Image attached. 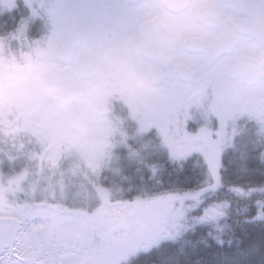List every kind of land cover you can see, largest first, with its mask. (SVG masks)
<instances>
[{"label": "rangeland", "instance_id": "1", "mask_svg": "<svg viewBox=\"0 0 264 264\" xmlns=\"http://www.w3.org/2000/svg\"><path fill=\"white\" fill-rule=\"evenodd\" d=\"M19 1L25 3L27 15L21 17L14 34L0 37V76L9 75L0 92V165L4 162L13 167L22 160L30 163L16 176L11 171L3 172L0 166V216L18 221L23 225L22 232L27 230L19 248L36 247L41 254L43 249L47 256H38V264H86L102 254L103 240L112 233L116 216L127 221L132 239L149 233L127 251L144 249L170 235L179 214L175 209L164 213L163 205L157 209L159 204H154L155 210L109 205L106 190L97 183L100 162L110 148L130 137L128 127L132 122L138 132L155 127L171 158L197 153L206 167L215 171L227 135L236 132L228 128L236 123L234 112L227 108L228 94L215 102L209 98L208 89L191 97V82L163 79L159 84L151 83L147 63L130 50L129 39L140 20L130 16L125 0ZM70 3L86 27L87 36L71 63L64 64L55 55L64 41V14ZM14 5L16 0H0L1 10ZM100 18L106 22L102 24ZM34 21L36 35L29 36L28 24ZM172 42L178 44V40ZM170 56L193 68V55ZM85 60L99 65V88L95 91L86 89V81L75 70V64ZM65 77L68 79L63 84ZM47 79H54L57 87L82 86L86 94L72 104L58 103L53 99L55 92L44 89ZM97 104L107 111L104 116L95 114ZM71 107L82 112L87 135H79L74 129ZM259 114L263 117L264 110ZM263 121L259 118L247 122H252L256 132H264ZM193 122L196 127L189 131L187 126ZM197 127L201 129L195 131ZM35 166L50 178L46 181L56 205L42 195L41 201H47L42 203L44 206L30 209V202L21 197L17 212L15 200L9 195L17 189L24 191L25 181L33 182ZM26 174L30 176L25 180ZM221 210V206L214 205L204 215L212 217Z\"/></svg>", "mask_w": 264, "mask_h": 264}, {"label": "trees", "instance_id": "2", "mask_svg": "<svg viewBox=\"0 0 264 264\" xmlns=\"http://www.w3.org/2000/svg\"><path fill=\"white\" fill-rule=\"evenodd\" d=\"M23 4L16 0L10 9L0 8V37L14 34L28 12ZM35 23L28 24L29 36L36 35ZM251 124L245 122L227 135L215 171H210L197 153L171 158L155 127L138 132L129 123L130 137L103 156L97 183L106 190L111 206L155 210L154 204H159L157 209L163 205L164 213L175 209L179 213L174 218L176 227L144 249L127 251L149 233L132 239L127 221L116 216L112 233L103 240L102 254L86 264H264V132H256ZM187 127L190 131L196 124ZM2 163V171L15 176L30 164L25 160L13 167ZM46 179L50 180L44 170L35 166L33 182L25 181V192L17 189L9 195L17 212L21 197L30 202V209L44 206L47 201H41L42 195L52 201ZM214 205L221 206V212L206 218V209Z\"/></svg>", "mask_w": 264, "mask_h": 264}, {"label": "flooded vegetation", "instance_id": "3", "mask_svg": "<svg viewBox=\"0 0 264 264\" xmlns=\"http://www.w3.org/2000/svg\"><path fill=\"white\" fill-rule=\"evenodd\" d=\"M125 3L130 16L140 20L135 24L134 34L129 39L130 50L132 55L140 56L147 63L151 83L159 84L163 79L179 80L191 82L194 90L196 84L204 80L198 95L208 89L209 98L216 102L220 100L219 96L228 94L227 108L234 112L233 120L236 121L232 127L228 126L229 131H236L238 126L250 120H264V116L259 114L264 110V0H125ZM77 19L83 30V38L78 47L73 49V57L87 36L86 27L81 25L78 16ZM100 20L102 24L106 22L103 18ZM141 38L148 40L151 59L133 52L132 42L136 40V43H140ZM174 39L178 40L177 45L172 42ZM66 41L64 14L62 44ZM205 46L207 48H203ZM174 53L193 55L198 64L194 60L192 68L180 61H173L170 55ZM241 58L245 62L233 69ZM79 62L97 64L87 60ZM152 67H159L158 82L149 77ZM89 70L85 69L86 72ZM189 76L191 80H183ZM82 79L86 81L87 89L90 79ZM239 106L243 107L242 111L237 110ZM106 113L105 110L99 116ZM14 222V240L0 249V264H38V256L46 258L47 253L43 249L42 254L38 253L36 247L29 249L26 245L19 248L27 230L22 232L23 225Z\"/></svg>", "mask_w": 264, "mask_h": 264}, {"label": "water", "instance_id": "4", "mask_svg": "<svg viewBox=\"0 0 264 264\" xmlns=\"http://www.w3.org/2000/svg\"><path fill=\"white\" fill-rule=\"evenodd\" d=\"M65 25L67 27V41L64 42L59 48L58 52L55 55L56 60L62 63H69L73 57V49L78 47L82 38H83V30L78 23L77 16L75 14V7L72 3L69 4L68 8L65 12ZM142 42L136 43L132 42V49L134 53L141 54L148 59H151V56L148 54L149 44L148 40L142 39ZM186 47V46H185ZM187 48V47H186ZM207 48V46L203 47ZM189 50V49H187ZM190 51V50H189ZM264 55H262V58ZM245 62L243 58L238 59L235 63L233 69L238 68ZM90 69L88 72L85 69ZM164 68H167L164 66ZM76 73L86 79H90L88 88L91 91H95L99 88L97 84V80L95 76L98 72V66L94 62H79L75 66ZM86 72V73H85ZM149 77L152 81L158 82L160 80L159 77V67H152L149 71ZM9 78V75L6 73L1 74L0 76V92L2 90V85L5 80ZM191 76L188 78H183V80H191ZM67 77L62 79V83L65 84L67 82ZM204 80L198 82L191 94V97H195L198 95L201 86L203 85ZM56 81L54 79H47L43 82L44 89L47 93L55 92L54 101L61 104H72L77 99L83 97L85 93V88L82 86L74 87V86H56ZM95 112L98 115H103L105 113V108L102 105H97L95 108ZM69 116L72 119L73 127L79 135H87L88 133V125L85 121V118L82 112L77 107H71L69 110ZM15 226V222L9 221L7 218L0 216V249L5 245H8L14 240V232L13 228Z\"/></svg>", "mask_w": 264, "mask_h": 264}]
</instances>
